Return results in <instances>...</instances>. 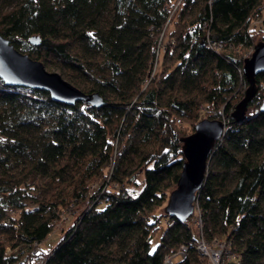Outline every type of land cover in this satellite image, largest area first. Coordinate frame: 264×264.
<instances>
[{
    "label": "trees",
    "instance_id": "1",
    "mask_svg": "<svg viewBox=\"0 0 264 264\" xmlns=\"http://www.w3.org/2000/svg\"><path fill=\"white\" fill-rule=\"evenodd\" d=\"M178 2L0 0L15 47L104 101L69 105L0 77V264H32L65 213L46 264H164L182 244L175 264H204L193 227L165 211L182 138L204 118L227 126L193 215L240 264H264V72L246 118L234 117L246 49L264 40V0Z\"/></svg>",
    "mask_w": 264,
    "mask_h": 264
},
{
    "label": "water",
    "instance_id": "2",
    "mask_svg": "<svg viewBox=\"0 0 264 264\" xmlns=\"http://www.w3.org/2000/svg\"><path fill=\"white\" fill-rule=\"evenodd\" d=\"M30 42L38 43L39 37L32 36ZM261 72H264V40L259 41L252 55L244 60L243 73L249 86L236 105L234 117L237 122L247 116L249 103L257 92L256 76ZM0 77L9 85L46 90L52 99L69 105L79 101L93 106L104 103L98 92L87 93L67 80L59 71L49 70L43 61L20 51L1 32ZM260 110L264 111V100ZM226 126L227 123L222 119L204 118L195 125L193 133L182 138L186 160L177 187L170 193L165 207L169 216L186 221L194 214L197 192L205 182L212 151L216 142L223 137Z\"/></svg>",
    "mask_w": 264,
    "mask_h": 264
},
{
    "label": "built area",
    "instance_id": "3",
    "mask_svg": "<svg viewBox=\"0 0 264 264\" xmlns=\"http://www.w3.org/2000/svg\"><path fill=\"white\" fill-rule=\"evenodd\" d=\"M180 2L177 3L175 9H177ZM215 47L217 46L215 45ZM186 223L193 227L196 236L194 244L197 252L205 258L204 264H240L238 256L231 249L228 238L214 239L211 242L205 239L203 236L204 225L200 216L193 215V217L191 216L186 220ZM188 251L189 245L182 244L177 251L166 256L164 264H175L173 260L174 257L181 256L183 259L187 256ZM41 253L42 249L39 245L34 247L32 254L35 257L33 258L32 264H46L45 257L43 255L40 256Z\"/></svg>",
    "mask_w": 264,
    "mask_h": 264
},
{
    "label": "rangeland",
    "instance_id": "4",
    "mask_svg": "<svg viewBox=\"0 0 264 264\" xmlns=\"http://www.w3.org/2000/svg\"><path fill=\"white\" fill-rule=\"evenodd\" d=\"M260 20H263L264 21V13H263V16H262V19H260ZM260 20H258L259 22H260ZM263 21H261V23H264ZM172 28V26L169 28V29H171ZM261 29V34H264V31H263V29H264V26L263 27H261L260 28ZM247 50V53H248V57H250L251 55H252V53H253V51H254V48L252 49V48H248V49H246ZM162 51V50H161ZM249 53H251L250 55H249ZM161 59H162V55H161ZM49 69V68H48ZM49 70H51V71H55V70H52V69H49ZM198 123V122H197ZM196 123V124H197ZM194 132V131H193ZM192 132V133H193ZM190 135V134H189ZM139 181H141L142 180V175H140L139 176V179H138ZM177 187V186H176ZM175 187V188H176ZM168 203V202H167ZM100 207H104L105 206V203H101L100 205H99ZM83 207V205L82 206H80V207H77V211H80V208H82ZM71 223V221H69V219H68V213H65L64 214V216H63V219H61L56 225H55V227H54V229H53V232L47 237V239L45 240V241H43L42 243H41V245H40V247L42 248V250H44L45 252H49V251H51L54 247H56L57 245H58V243L61 241V239H62V237H63V234H64V232H63V229H66L68 226H69V224ZM165 226H164V224L162 225V228H161V231H160V233L162 232V230H163V228H164ZM159 233V234H160ZM158 238H159V236L157 235V236H155L154 237V239L152 240V246L154 247L155 245H156V243L158 242ZM174 263H177V262H179L180 260H182V257L181 256H176V257H174Z\"/></svg>",
    "mask_w": 264,
    "mask_h": 264
}]
</instances>
